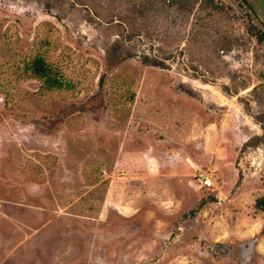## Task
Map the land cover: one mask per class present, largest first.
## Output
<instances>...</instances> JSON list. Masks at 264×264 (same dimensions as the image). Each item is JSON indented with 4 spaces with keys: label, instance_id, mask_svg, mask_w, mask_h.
Masks as SVG:
<instances>
[{
    "label": "rangeland",
    "instance_id": "obj_1",
    "mask_svg": "<svg viewBox=\"0 0 264 264\" xmlns=\"http://www.w3.org/2000/svg\"><path fill=\"white\" fill-rule=\"evenodd\" d=\"M259 199L244 0H0V264H264Z\"/></svg>",
    "mask_w": 264,
    "mask_h": 264
},
{
    "label": "water",
    "instance_id": "obj_2",
    "mask_svg": "<svg viewBox=\"0 0 264 264\" xmlns=\"http://www.w3.org/2000/svg\"><path fill=\"white\" fill-rule=\"evenodd\" d=\"M249 4L250 8L256 14V16L260 19L262 24L264 25V0H246ZM216 249H219L217 247ZM224 247L220 248V251H224Z\"/></svg>",
    "mask_w": 264,
    "mask_h": 264
},
{
    "label": "trees",
    "instance_id": "obj_3",
    "mask_svg": "<svg viewBox=\"0 0 264 264\" xmlns=\"http://www.w3.org/2000/svg\"><path fill=\"white\" fill-rule=\"evenodd\" d=\"M244 1H245V3L247 4V6H249V4L247 3V1H246V0H244ZM249 8H250V6H249ZM250 9H251V8H250ZM251 10H252V9H251ZM36 67H37V69H38L39 71H42V70L44 69V67H43L42 64H37ZM263 202H264L263 199H259L258 202L256 203V205H257V206H262Z\"/></svg>",
    "mask_w": 264,
    "mask_h": 264
},
{
    "label": "built area",
    "instance_id": "obj_4",
    "mask_svg": "<svg viewBox=\"0 0 264 264\" xmlns=\"http://www.w3.org/2000/svg\"><path fill=\"white\" fill-rule=\"evenodd\" d=\"M203 184L207 187H212L213 186V182L210 179H205Z\"/></svg>",
    "mask_w": 264,
    "mask_h": 264
},
{
    "label": "flooded vegetation",
    "instance_id": "obj_5",
    "mask_svg": "<svg viewBox=\"0 0 264 264\" xmlns=\"http://www.w3.org/2000/svg\"><path fill=\"white\" fill-rule=\"evenodd\" d=\"M220 248H221V247H219V251H220ZM224 248H225L224 251H221V252H222V253H227V252H228L227 247L224 246Z\"/></svg>",
    "mask_w": 264,
    "mask_h": 264
}]
</instances>
